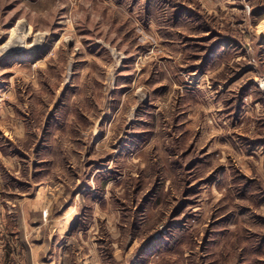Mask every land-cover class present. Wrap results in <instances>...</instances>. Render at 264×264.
<instances>
[{
  "label": "rangeland",
  "instance_id": "obj_1",
  "mask_svg": "<svg viewBox=\"0 0 264 264\" xmlns=\"http://www.w3.org/2000/svg\"><path fill=\"white\" fill-rule=\"evenodd\" d=\"M0 88V264H264V0H0Z\"/></svg>",
  "mask_w": 264,
  "mask_h": 264
},
{
  "label": "bare ground",
  "instance_id": "obj_2",
  "mask_svg": "<svg viewBox=\"0 0 264 264\" xmlns=\"http://www.w3.org/2000/svg\"><path fill=\"white\" fill-rule=\"evenodd\" d=\"M16 37H17L16 34H13L11 36L9 42L5 45V47L11 48V45H13L12 47L14 48L18 44V42L21 43L19 39L16 40ZM29 48H30V46H29Z\"/></svg>",
  "mask_w": 264,
  "mask_h": 264
},
{
  "label": "crops",
  "instance_id": "obj_3",
  "mask_svg": "<svg viewBox=\"0 0 264 264\" xmlns=\"http://www.w3.org/2000/svg\"><path fill=\"white\" fill-rule=\"evenodd\" d=\"M183 88H186V89H190L189 87H183ZM5 91V89H1L0 88V98L3 96V92ZM18 122V121H17Z\"/></svg>",
  "mask_w": 264,
  "mask_h": 264
}]
</instances>
